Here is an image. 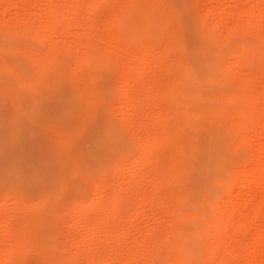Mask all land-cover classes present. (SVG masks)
<instances>
[{"label":"rangeland","instance_id":"1","mask_svg":"<svg viewBox=\"0 0 264 264\" xmlns=\"http://www.w3.org/2000/svg\"><path fill=\"white\" fill-rule=\"evenodd\" d=\"M50 1L53 0H0V194L5 195L0 196V264H165L163 257L176 264V256L184 252L188 254L187 264H264V235L258 241L264 228V137L259 138L256 126L246 131L242 139L248 148L244 152L235 147L236 140L241 138H236L229 116L216 120L200 115L190 121L196 127L188 128L170 118L171 114L168 117L172 107L167 100L161 102L158 95L159 91L167 93L173 75L167 71L164 74L161 66L168 65L162 54L166 46L162 39L163 33L170 32L172 38L177 36L173 38V51L169 55L171 63L176 67L180 63L191 65L198 77L194 92L200 102L196 110H216L222 101L216 97L220 93L222 97L226 94L223 101L226 108H234L232 112L236 114L243 102H247L244 98L254 95L251 102L257 104L252 107L264 115V0H140L145 7L135 8L132 14L137 13L144 23L157 21V16L160 27L157 23L155 27L160 30L161 39L156 36L157 29H152L151 38H147L152 42L138 32L134 48L126 46L124 36L135 23L131 17L123 25L121 41L114 40L116 27L113 29L108 23L113 14L126 8V0H108L97 6L95 0ZM50 4L60 13H68L66 20L73 22L70 27L64 18L59 19L61 22L54 29L47 27L51 25ZM148 16L150 20L146 19ZM26 20H29L28 28L23 31L21 24ZM92 20L97 21L96 27L88 26ZM13 21L17 24L11 28ZM236 27L242 28L233 35L232 29ZM52 43L60 50L50 55ZM90 43L96 50L109 51L112 57L109 66L81 67L83 55L93 50ZM141 47L146 50V54L143 52L146 68L137 88L129 94L133 102H126L129 100L123 87L126 84L120 82L117 73L128 64L140 75L143 67L135 66L137 53H134ZM256 48L259 51L253 52ZM158 51L160 57L156 56ZM256 53L260 54L255 57ZM241 54L246 60L255 58L254 63L247 65L245 61L236 67L234 60ZM52 57L61 76L56 83L51 82L56 75L54 69L40 79V69ZM259 62H263L262 66ZM34 80L41 85L38 83L32 91L28 83ZM146 89L151 93H144ZM155 89L159 91L154 92ZM234 92L246 95L229 100ZM95 95L99 96L98 102L92 101ZM80 113L85 115L82 119ZM112 120L116 125L109 123ZM77 123H81L80 127ZM171 126L180 128L182 134L174 135L172 143L166 142L163 147L165 132ZM148 134L159 138V142L164 140L163 144H157L154 150L141 149ZM174 142L182 145L180 154L175 151ZM143 155L150 157L145 160ZM171 156L180 168L173 170L177 174L174 179L160 182L170 163L165 161L168 158L172 161ZM69 166L75 167L72 174L73 170L80 174L72 176ZM85 173L90 181H84ZM141 199L146 201L139 206ZM259 201L261 209L254 218ZM250 215L253 218L249 230L242 232L244 220ZM231 219L241 228L227 227ZM8 220L12 224L8 229H13L10 232L5 227ZM14 232L17 235L22 232L20 251L25 247L31 249L32 255L25 260L19 253L7 258ZM34 233L40 239L25 245ZM153 249L163 257L156 258L150 252Z\"/></svg>","mask_w":264,"mask_h":264},{"label":"bare ground","instance_id":"2","mask_svg":"<svg viewBox=\"0 0 264 264\" xmlns=\"http://www.w3.org/2000/svg\"><path fill=\"white\" fill-rule=\"evenodd\" d=\"M54 1V0H53ZM53 1H50V2H53ZM96 1V6L97 5H101V4H103V3H106V1H108V0H95ZM110 1V0H109ZM108 1V2H109ZM158 1H160V0H158ZM58 2V1H57ZM128 3V4H127ZM156 3V2H155ZM47 4V3H46ZM52 4V3H51ZM49 5V7L50 6H53L55 3H53V5ZM57 4V3H56ZM123 4H124V2H123ZM146 4V3H145ZM127 5V6H126ZM148 5V4H147ZM166 5V4H165ZM140 6H142V4H140V0H126V3H125V9L122 11V13H119V14H113L112 16H111V18H110V21H108V23H110L111 24V26L113 27V29H114V27H116L115 29H116V34H115V36H114V40H120L121 41V39H122V37H123V35H124V30H123V25H124V23H127V18H129V17H131V19L132 20H134L135 21V23L133 24V26H132V29H131V31H129V33H127L126 35H124L125 37H126V46L127 47H129V48H134V46H136V37H137V34H138V32H139V35L141 34V35H143L142 36V38L143 37H145L146 38V40H149V39H147L148 38V36H149V38H151L150 37V33H151V30L153 29V30H155V29H157L156 30V32L158 31V35H156V32H154V35H156V36H158L160 39H161V37H160V34H161V32L159 33V31L160 30H158V27H155V25H156V23H157V25H159L160 24V21L158 20L159 18H157V16H156V19H157V21H149L148 23H144V21L143 20H141V18H139L140 16H138L137 15V13H136V15L138 16V19L140 20V21H138L137 20V16L133 13L132 14V11L133 10H135V8H138V7H140ZM142 7H145V6H142ZM147 7V6H146ZM118 8V7H117ZM153 8V7H152ZM50 9H51V12H52V16H51V25H49V26H47V27H52L53 29L55 28V26H58V24L61 22V21H59V19H61V18H64L65 20H66V18H68L69 17V15H67L66 14V12H65V14H62V13H60L58 10H56L55 8H53V7H50ZM123 9V8H122ZM253 10H254V8H253ZM136 11V10H135ZM254 11H256V10H254ZM48 12H49V10H48ZM70 13H71V11H70ZM254 13V12H253ZM168 13H166V15H167ZM170 14V13H169ZM142 15V14H141ZM145 17H146V15H145ZM20 19V18H19ZM22 19V18H21ZM26 19V18H25ZM72 19V18H71ZM146 19H148V20H150L149 19V16L146 18ZM155 19V20H156ZM68 20V21H67ZM66 20V22H67V27H70L71 25H72V23L73 22H71L70 21V19H67ZM17 21V20H16ZM29 20H26V22L25 23H23V24H21V29L24 31V30H27V28H28V22ZM21 22V21H20ZM59 22V23H58ZM79 22V21H78ZM85 22V21H84ZM13 23H14V21H13ZM12 23V24H13ZM18 23V24H17ZM17 23H14L13 25L14 26H12V24H11V28H13V27H15L16 26V24L17 25H19V22L17 21ZM62 23H65V22H62ZM163 23V22H162ZM162 23H161V25H162ZM197 23H200V20H199V22H197ZM96 24H97V21L96 20H92L91 22H89V24H88V26H90V27H93V26H95L96 27ZM75 25V24H74ZM100 25V24H99ZM156 25V26H157ZM106 26V25H105ZM104 26V28L106 29V27ZM169 26V25H168ZM209 26V25H208ZM239 26V25H238ZM152 27H154V28H152ZM159 27H160V25H159ZM213 27V26H212ZM3 28H4V26H3ZM8 28H10V24H9V27H7V30H8ZM17 28V27H16ZM42 28V27H41ZM63 28V27H62ZM73 28V27H72ZM111 28V27H110ZM171 28V27H170ZM208 28H210V26L208 27ZM240 28V27H239ZM239 28L238 27H236V29H232L233 31L231 32L233 35L234 34H237V33H239ZM242 28V27H241ZM240 28V29H241ZM19 29V28H18ZM17 29V30H18ZM44 29V28H43ZM57 29V28H56ZM59 29V28H58ZM64 29V28H63ZM86 29V28H85ZM211 29V28H210ZM4 30V29H3ZM17 30H13L12 29V31H17ZM110 30V29H109ZM126 30V29H125ZM247 30V29H246ZM12 31H10V32H12ZM45 31V30H44ZM127 31H128V29H127ZM245 31V30H244ZM10 32H9V34H10ZM19 32V31H18ZM48 32H51V31H48ZM212 32V31H211ZM210 32V33H211ZM230 32V31H229ZM228 32V33H229ZM42 33V32H41ZM46 33V32H45ZM44 33V34H45ZM115 33V32H114ZM166 33H168V34H165V33H163L164 35V38L162 39L163 40V42H164V40H165V42H164V44L166 45L165 46V49L163 48V50H164V52H165V54L164 53H162L163 54V57L164 56H166V59H165V61H168V65H166L167 63H165V64H160L161 66H162V68L164 69H162V71H164V74L166 73V71H167V73L168 72H171V74H172V72H173V70L176 68V64H172L171 63V59H170V54L172 53V51H173V45H174V40H173V38L174 37H177L176 36V34H175V36L172 38V36H171V34H169L170 32H166ZM172 33V32H171ZM209 33V34H210ZM21 34H23V32L21 33ZM35 34V33H34ZM43 34V33H42ZM49 34V33H48ZM84 34H85V32H84ZM174 34V33H173ZM245 34V33H244ZM250 34V33H249ZM11 35V34H10ZM25 35V34H24ZM26 35H28V34H26ZM204 35V34H203ZM232 35V36H233ZM43 36V35H42ZM156 36H155V38H156ZM206 36V35H205ZM204 36V37H205ZM235 36H237V35H235ZM33 37V36H32ZM153 37V36H152ZM157 37V38H158ZM179 37V36H178ZM39 38L40 39H38V41L40 40V42H41V35L39 36ZM154 38V37H153ZM207 38V37H206ZM48 39V38H47ZM110 39V38H109ZM260 39V38H259ZM46 40V39H45ZM225 40V39H224ZM47 41V40H46ZM52 41V40H51ZM150 42H152V39L151 40H149ZM179 41V40H178ZM53 42V41H52ZM106 42V41H105ZM122 42H123V40H122ZM225 42V41H224ZM47 43H51V42H47ZM146 43H147V41H146ZM177 43V42H176ZM219 43H221V42H219ZM238 43V42H237ZM248 43V42H247ZM46 44V43H45ZM163 44V45H164ZM222 44V43H221ZM238 44H240V43H238ZM53 45V46H52ZM56 44H51V50H50V52H49V54L51 55L52 53L53 54H55V53H57L60 49H59V47H58V45H56ZM148 45V44H147ZM151 45V47L153 46L152 44H150ZM149 45V46H150ZM89 46H91L92 48H93V50L92 51H90V53L88 54V55H83V57H82V59L80 60V63H81V67L84 69V68H89V67H99V65H101L100 66V68L102 67V65H105V66H109L110 64H111V62H112V57L110 56V53H109V51H108V53H107V51H105V52H103V51H99V50H96V46L95 45H91V43L89 44ZM98 46V45H97ZM144 46V45H143ZM149 46H147V47H149ZM180 46H182L181 44H180ZM76 47V46H75ZM75 47H73V50H76V48ZM99 47V46H98ZM176 47H179L178 45L176 46ZM176 47H174V48H176ZM219 47V46H218ZM248 47V46H247ZM4 48V47H3ZM3 48H2V50H3ZM72 48V47H71ZM75 48V49H74ZM90 48V47H89ZM124 48H126V47H124ZM145 48V47H144ZM144 48H140V51H138V52H135L134 53V55L137 53V55H136V57H137V59L136 58H134L135 59V66H142L143 68V70H141V72H139V76H137V72H135V70L132 68L133 67V65H132V67L130 66V65H128V64H126V65H123V66H121L120 67V70H119V73H117V74H119L120 75V79L122 80V81H120V82H124L125 84H126V86H123V87H126V94L125 95H127L128 97H126L127 99H129L131 96L129 95V94H132L131 92H133V91H135V89L137 88V81H138V79H139V81H140V79L142 78V76H143V73H144V68H146L144 65V56H143V52L145 53L146 52V50H144ZM153 48H154V46L152 47V50H153ZM6 49V48H5ZM19 49V48H18ZM22 49V48H21ZM46 49V48H45ZM98 49V48H97ZM142 49V50H141ZM179 49V48H178ZM181 49V48H180ZM214 49V48H213ZM249 49H250V47H249ZM1 50V51H2ZM7 50V49H6ZM14 50V49H13ZM20 50V49H19ZM25 50V49H24ZM69 50H71V49H69ZM73 50H71V51H73ZM144 50V51H143ZM228 50V49H227ZM240 50H243V48H241ZM240 50H239V52H240ZM245 50V49H244ZM255 50H258L257 48L256 49H254V51L253 52H255ZM71 51H69V52H71ZM132 51V50H131ZM154 51V50H153ZM181 51V50H180ZM259 51V50H258ZM44 52V51H43ZM175 52V51H174ZM183 52V51H182ZM230 52H232V51H230ZM229 52V53H230ZM250 52H252L251 50L249 51V53ZM257 52V51H256ZM72 53V52H71ZM157 53H159V51L157 52ZM161 53V52H160ZM156 54V56L158 55L159 57L162 55V54ZM242 53H244V52H242ZM258 53V52H257ZM254 54L255 55V57H256V55H259V54ZM146 54V53H145ZM153 54H155V53H153ZM152 54V55H153ZM82 55V54H81ZM116 55H118V54H116ZM181 55V54H180ZM221 55V54H220ZM220 55H217V56H220ZM53 56V55H52ZM157 56V57H158ZM174 57H175V55H173ZM179 56V55H178ZM177 56V57H178ZM182 56V55H181ZM180 56V57H181ZM48 57V56H47ZM51 57V56H50ZM79 57V56H78ZM222 57V56H221ZM230 57H232L231 55H230ZM236 57V56H235ZM241 57V58H240ZM40 58H42L41 56H40ZM45 58V57H44ZM169 58V60H167ZM220 58V57H219ZM237 60L235 61L234 60V64L236 65H241V63H244L245 61H246V64H247V62H248V64L247 65H249V63H254V60H255V58L254 57H252V58H254L253 60H246L245 58H242V54L241 55H239V56H237ZM258 58V57H257ZM53 59V60H52ZM115 59V58H114ZM177 59H182V58H177ZM43 61H44V59H42ZM41 60V61H42ZM83 60V61H82ZM183 60V59H182ZM42 61V62H43ZM56 61H57V59H56ZM158 61V60H157ZM169 61H170V63H169ZM185 61V60H184ZM228 61V60H227ZM257 61V60H256ZM32 62V61H31ZM35 62V61H34ZM37 62H39V61H37ZM45 62V61H44ZM59 62V61H58ZM161 62V61H160ZM162 62H163V60H162ZM53 63H54V58L52 57L51 58V61L49 62V58L47 59V64L45 65V66H43L42 67V65L44 64H42V65H40V67H42V69H40V79H44L43 77H45L46 76V73L47 72H49V71H52L53 69L55 70V72H56V75H55V77H53V79L51 80V82H55L56 83V81H59L60 80V78H61V76H60V74H59V72L57 73V71L56 70H58V68H57V66H56V68H55V66L53 65ZM79 63V64H80ZM149 63V62H148ZM158 63V62H157ZM157 63H156V65H157ZM177 63H179V62H177ZM183 63V62H182ZM230 63V62H229ZM257 63V62H256ZM255 63V64H256ZM261 63H263V62H259V64H260V66H262L261 65ZM185 64H187V63H185ZM227 64V63H226ZM234 64H232V66H234ZM33 65V64H32ZM153 65H154V63H153ZM156 65H154V66H156ZM164 65V66H163ZM180 65H184V64H181L180 63ZM180 65H178V66H180ZM236 65V67H238ZM159 66V65H158ZM259 66V65H258ZM33 67V66H32ZM80 67V68H81ZM96 67H95V69H96ZM137 67V68H138ZM227 67H229L228 65H227ZM231 67V66H230ZM35 69H38V68H36V67H34ZM76 68V67H75ZM114 68V67H113ZM139 68H141V67H139ZM138 68V69H139ZM90 69V68H89ZM92 69V68H91ZM230 69V68H229ZM232 69H233V67H232ZM259 69V68H258ZM76 70H77V68H76ZM79 70V69H78ZM115 70V69H114ZM263 70H264V68H263ZM262 70V71H263ZM13 71V70H12ZM38 71V70H37ZM116 71V70H115ZM117 71H118V69H117ZM116 71V72H117ZM212 71V70H211ZM233 71H234V69H233ZM11 72V71H10ZM16 71H14L13 72V74L15 73ZM17 72H18V70H17ZM81 72H82V70H81ZM38 73H39V71H38ZM235 74H237V73H235ZM18 75V74H17ZM16 75V76H17ZM49 75V74H48ZM238 75H239V73H238ZM38 76V75H37ZM211 76V75H210ZM18 77V76H17ZM21 77V76H20ZM139 77V78H138ZM141 77V78H140ZM239 77V76H238ZM22 78H24V77H22ZM46 78V77H45ZM242 78V77H241ZM18 79V78H17ZM25 79V78H24ZM23 79V81H25L26 82V80H24ZM33 79V78H32ZM81 79V78H80ZM206 79V78H205ZM209 79V78H208ZM212 79V81H214L213 79V77L211 78ZM210 79V80H211ZM240 79V78H239ZM253 79V78H252ZM256 79H258V78H256ZM19 80V82H21V80L20 79H18ZM83 80V79H82ZM91 80H92V78H91ZM202 80V79H201ZM30 81V80H29ZM34 81H36V80H34ZM116 81V80H115ZM216 81V80H215ZM220 81H222V82H226V79H223V78H220ZM250 81H253V80H250ZM76 82V81H75ZM81 82V81H80ZM217 82V81H216ZM38 81H36V82H33L32 81V83H28V86L30 87V89L33 91V89H35L36 87H37V85H38ZM78 83H79V80H78ZM123 83V85H125ZM140 83V82H139ZM40 84V83H39ZM50 84V83H49ZM81 84V83H80ZM169 84V83H168ZM41 85V84H40ZM88 85H90L91 86V84H88ZM139 85V84H138ZM141 85V84H140ZM220 85H222V84H220ZM241 85V84H240ZM46 86V85H45ZM148 86V85H147ZM24 87V86H23ZM40 87V86H39ZM95 87V86H94ZM157 87H158V85H157ZM250 87V86H249ZM27 88V87H26ZM88 88V87H87ZM92 88V87H91ZM159 88V87H158ZM164 88H165V85H164ZM254 88V87H253ZM89 89H90V87H89ZM96 89H97V87H96ZM95 89V90H96ZM250 89V88H249ZM159 90H161V88H159ZM158 90V91H159ZM252 90V89H251ZM149 91V92H148ZM157 91V89H155L154 90V92H158ZM164 91V90H163ZM89 92V91H88ZM143 92L144 93H146V94H149V93H151V91L150 90H143ZM148 92V93H147ZM160 93H158V95H159V99L160 98H162V101L161 102H163V101H166L167 100V93H165V94H163V92L162 91H159ZM167 92H168V90H167ZM7 93V92H6ZM100 93V92H99ZM218 92H216V94H217ZM226 93V92H225ZM228 93H230V92H228ZM140 94H142V93H140ZM139 94V95H140ZM146 94H144V95H146ZM162 94V96L160 97V95ZM245 94V93H244ZM254 94V93H253ZM15 95V94H14ZM152 95H154L153 93H152ZM151 94H150V97H154V96H152ZM218 96H216L217 97V99L218 100H222L221 102H220V105H218V108L216 109V110H207V109H205V110H203L202 109V111H199V109L198 110H196L195 108V114H196V117H198V116H210L211 118H213V119H216V120H221V119H223V118H225L226 116H229L230 117V120L229 121H231V124H232V127L234 128V130H235V134H236V138H241L240 140H241V142H240V140L239 139H237L236 140V144H235V147L237 148V149H240V150H243L244 152L247 150V145L245 144V143H243L244 141H243V139H244V133L246 132V131H248V130H250V129H252V128H254V126H256L257 127V132H258V134H259V138H261V137H264V115H262V113H260V111H257V108H254V107H252V106H254L253 104H255V103H253L252 104V102H251V100L253 101V99H252V97L251 96H254V95H251V96H248L249 98H247V96H246V98H244L245 97V95L244 96H242V94H238L237 92L235 93H232L231 94V96H229L230 98H229V100L230 99H234L235 98V96H238V95H241L243 98H244V101L246 100L247 102L245 103V102H243L244 104H242V106L239 108V110L237 109V108H235V110L237 109V111H236V114H234L233 112H235L234 111V108H232L231 110L230 109H228V108H226V106L224 105L225 103H226V101L224 102V104H223V101H224V98L226 97V94H225V97H222V96H220V95H222V94H220V93H218L217 94ZM229 95V94H228ZM250 95V94H249ZM37 96V95H36ZM99 96H100V94H99ZM99 96H97V95H95V96H92V98H93V100L92 101H94V102H98L99 101ZM121 96V95H120ZM130 96V97H129ZM205 96V95H204ZM102 97V96H101ZM133 97V96H132ZM131 97V99H133ZM145 97V96H144ZM150 97H149V99H150ZM215 97V96H214ZM240 97V96H239ZM46 98V97H45ZM85 98V97H84ZM157 98V97H156ZM33 99H35V98H33ZM126 99V100H127ZM131 99H129V100H127L126 102H131L132 100ZM134 99H136V98H134ZM142 99V98H141ZM148 98L146 97V100H147ZM148 99V100H149ZM154 99V98H153ZM216 99V100H217ZM83 100V99H82ZM81 100V101H82ZM87 100V99H86ZM85 100V101H86ZM226 100H228V99H226ZM228 100V101H229ZM88 101L90 102L91 100H89L88 99ZM88 101H86V102H88ZM94 102H93V104H94ZM133 102V101H132ZM17 103V102H16ZM15 103V104H16ZM36 103V102H35ZM92 103V102H91ZM145 103V102H144ZM82 104H84V106H85V102L83 103L82 102ZM89 104V103H88ZM127 104H129V103H127ZM132 104V103H131ZM257 104V103H256ZM98 105V104H97ZM16 106V105H15ZM35 106V105H34ZM89 105H87V107H88ZM256 106V105H255ZM86 107V106H85ZM91 107H93V106H91ZM217 107V106H216ZM89 108H90V106H89ZM103 108V107H102ZM147 108V107H146ZM151 109V108H150ZM154 109H156V108H154ZM169 109V108H168ZM212 109H214V108H212ZM230 111H228V110ZM92 110V109H91ZM90 110V111H91ZM105 110V109H104ZM152 110V109H151ZM171 111H168L169 112V114H168V112H167V114H168V117H170V118H172V119H174L178 124H184L186 127H188V128H194V127H196L194 124H192V123H190V121H186V120H184V118L182 117V115L180 114V113H178L176 110H174V109H170ZM233 111V112H232ZM93 112V111H92ZM99 112V111H98ZM154 112H155V110H154ZM153 112V113H154ZM41 113V112H40ZM157 113V112H156ZM82 114H84L83 112H82ZM82 114L80 113V117H81V119H82V117L83 116H85V115H83L82 116ZM99 114V113H98ZM150 114V113H149ZM160 113H158V115H159ZM166 114V115H167ZM171 114V115H170ZM109 115V114H108ZM166 115H163V116H166ZM170 115V116H169ZM116 116V115H115ZM152 116L154 117V116H156L155 115V113H154V115L152 114ZM121 119V118H120ZM165 118H163V120H164ZM86 120V119H85ZM85 120H83V121H85ZM111 120V119H110ZM123 120V119H122ZM168 120V119H167ZM209 120H210V118H209ZM79 121V120H78ZM82 121V120H81ZM172 121V120H171ZM86 122V121H85ZM105 122V121H104ZM109 122V121H108ZM121 122V121H120ZM119 122V123H120ZM199 122V121H198ZM110 124L112 123L113 124V120L111 121V122H109ZM172 123V122H171ZM81 124V123H80ZM80 124H78L77 123V125H79V127H80ZM115 124V123H114ZM114 124H113V126H114ZM123 124V123H122ZM196 124H197V122H196ZM199 124V123H198ZM202 124V123H201ZM231 124H229V125H231ZM116 125V124H115ZM124 125V124H123ZM149 125V124H148ZM156 125V124H155ZM172 125V124H171ZM126 126V125H125ZM131 126V125H130ZM161 126H162V123H161ZM201 125H199V127H200ZM103 128V127H102ZM106 128V127H105ZM111 128H112V126H111ZM167 128H168V126H167ZM112 129H114V128H112ZM116 130L115 131H118L117 129H119V128H115ZM132 129V128H131ZM152 130H154V129H152ZM179 130H180V128H179ZM178 130V128H173V126H171V127H169V130H167V132H165L166 134H165V142H164V140H163V142H164V144H163V142H162V140L159 142V138H157V137H155L154 138V136L152 137V135L150 134H148L147 136H145V138H144V140L142 141V145H141V149H143L144 150V148L145 147H147V148H152L153 150H154V148L157 146V144H159V143H162L163 144V147L165 146V143L167 142V143H172V137H174V135H176V136H180L182 133L180 132ZM196 130V129H195ZM166 131V130H165ZM105 132V131H104ZM108 132H110V130L108 131ZM60 133H61V130H60ZM68 133V132H67ZM103 133V132H102ZM115 133V135L118 133V132H114ZM188 133V132H187ZM187 133H186V136H187ZM63 134V133H62ZM72 134V133H71ZM133 134V133H132ZM158 134V133H157ZM156 134V135H157ZM53 135H54V133H53ZM68 135V134H67ZM76 135V134H75ZM232 135H234V134H232ZM129 136V135H128ZM183 136H185V135H183ZM185 136V137H186ZM190 136V135H189ZM53 139H54V136H51ZM56 137V136H55ZM115 137V136H114ZM143 137V136H142ZM235 137V136H234ZM242 137H243V139H242ZM161 138V137H160ZM180 138V137H179ZM190 138H191V136H190ZM131 139H133L132 137H131ZM135 139V138H134ZM247 139V138H246ZM67 140V139H66ZM69 140V139H68ZM129 140H130V138H129ZM70 141V140H69ZM230 141V140H229ZM179 143V142H178ZM250 143V142H249ZM137 144V143H136ZM141 144V143H140ZM161 144V145H162ZM173 144H175V142L173 143ZM173 144H172V146H173ZM62 145V144H61ZM66 145V144H65ZM176 145V144H175ZM232 145V144H231ZM67 146V145H66ZM167 146V145H166ZM233 146V145H232ZM61 147H63V146H61ZM60 147V148H61ZM69 147V146H68ZM143 147V148H142ZM168 147V146H167ZM194 147V146H193ZM65 148V147H64ZM140 148H139V150H140ZM175 148V147H174ZM235 148V149H236ZM66 149V148H65ZM69 149V148H68ZM67 149V150H68ZM70 150V149H69ZM145 150H146V148H145ZM61 151V150H60ZM150 151V150H149ZM153 153V151L151 150V154ZM155 153V152H154ZM173 153V152H172ZM247 153V152H246ZM251 153V152H250ZM146 154V153H145ZM149 154V153H148ZM150 154V155H151ZM156 154V153H155ZM187 154V153H186ZM162 155V154H161ZM160 155V156H161ZM182 155V154H181ZM243 155V154H242ZM144 156V155H143ZM149 156V155H148ZM148 156L147 155H145L144 156V158L143 159H145V160H147V158H148ZM157 156V155H156ZM173 156V155H172ZM171 156V157H172ZM71 157V156H70ZM150 157V156H149ZM175 157V156H174ZM152 158V157H151ZM150 158V159H151ZM162 158H165V157H162ZM180 158H181V156H180ZM69 159H71V158H69ZM73 160H74V158H72ZM71 159V160H72ZM169 159V158H168ZM168 159H167V162L165 161V163H168V162H170V163H168V169L166 170V173L161 177V179L159 180L160 182H163V181H170V180H167V179H172V177H173V179H174V177L177 175H175L174 174V172H175V170L177 169L178 170V168H180L179 167V164H178V161H176L175 160V158H173L172 157V161H171V159H169V161H168ZM165 160H166V158H165ZM70 161V160H69ZM149 161H151V160H149ZM164 161V160H163ZM176 161V162H175ZM152 162V161H151ZM150 162V163H151ZM160 162H161V160H160ZM175 162V163H174ZM181 162V161H180ZM70 163V162H69ZM149 163V164H150ZM73 164H76V163H74L73 162ZM158 164V163H157ZM189 164V163H188ZM74 166V165H73ZM166 166V167H167ZM70 167V166H69ZM76 167H77V164H76ZM186 167V166H185ZM72 168H74L75 169V167H70V172L72 171L71 169ZM175 168V169H174ZM78 169V168H77ZM173 170H174V172H173ZM182 170H184V169H182ZM74 172H73V174H72V172H71V174H72V176L75 174V173H79V172H77V171H75V170H73ZM179 172V171H178ZM183 172V171H182ZM90 173V172H89ZM80 174V173H79ZM163 174V173H162ZM161 174V175H162ZM88 175V174H87ZM86 175V173L84 174V181H90V179H89V177H86L85 178V176H87ZM91 175V174H90ZM154 176V175H153ZM152 176V177H153ZM100 177V176H99ZM158 177V176H157ZM217 177V176H216ZM219 178V177H218ZM221 178V177H220ZM3 179V178H2ZM154 179H155V177H154ZM177 179V178H176ZM179 181H180V179H179ZM214 181H215V179H214ZM216 181H218V183L220 182V180H217L216 179ZM215 181V182H216ZM61 182V181H60ZM159 182V183H160ZM167 183V182H166ZM63 184V183H62ZM89 184H90V182H89ZM88 184V185H89ZM159 185H161V184H159ZM90 186V185H89ZM164 186V185H163ZM167 186H169V185H167ZM172 186V185H171ZM63 187V186H62ZM165 187H166V185H165ZM165 187H163V188H165ZM1 188V187H0ZM159 188H160V186H159ZM3 191H5V190H3ZM171 191V190H170ZM57 193H58V191H57ZM171 193V192H170ZM20 194H22V193H20ZM2 195V196H1ZM121 195V194H120ZM0 196H1V198L2 197H4L5 195H4V192H1V194H0ZM11 196H13V195H11ZM19 196V194L17 195V197ZM21 196V195H20ZM20 196H19V198H20ZM118 196H119V194H118ZM14 197V196H13ZM27 197V196H26ZM175 197L176 198H179L180 196H178V194H175ZM183 197V196H182ZM11 198V197H10ZM140 198V197H139ZM143 198H144V196H143ZM152 198V197H151ZM263 198V197H262ZM22 199V198H21ZM21 199H18L19 201L21 200ZM27 199V198H26ZM45 199V198H44ZM47 199V198H46ZM117 199V198H116ZM147 199V198H146ZM179 199H181V198H179ZM209 199V198H208ZM50 200V199H49ZM74 200V199H73ZM117 200H119V199H117ZM144 200L145 199H141V201L139 202V206H142V205H144ZM23 201V200H22ZM26 201H28V200H26ZM146 201V200H145ZM149 201H150V199H149ZM153 201V200H152ZM151 201V202H152ZM179 201V200H178ZM207 201H210V200H207ZM264 201V200H263ZM213 202V201H212ZM258 202V201H257ZM256 202V203H257ZM28 203V202H27ZM150 203V202H149ZM155 204H156V202H154ZM207 203V202H206ZM260 203H262V202H260L259 201V204H258V206H256L254 209H255V211H254V215H253V217L255 218V217H257V215H258V213H259V211H260V209H261V204ZM115 204V203H114ZM119 204V203H118ZM151 204H153V203H151ZM42 205V204H41ZM45 205V204H44ZM53 205V204H52ZM120 205V204H119ZM212 205V204H211ZM214 205V204H213ZM43 206V205H42ZM160 206V205H159ZM44 207V206H43ZM116 207V206H115ZM114 207V208H115ZM118 207V206H117ZM151 207V206H150ZM157 207V206H156ZM215 207V206H214ZM46 208H48V206H46L45 205V209ZM29 209V208H28ZM34 209V208H33ZM52 209V208H51ZM54 209V208H53ZM118 209V208H117ZM141 208L140 207H138V209L136 208V210H137V212L140 210ZM30 210V209H29ZM57 210V209H56ZM113 210H115V209H113ZM135 210V209H134ZM136 210H135V212H136ZM52 211H54V210H52ZM118 211V210H117ZM119 211H121V210H119ZM118 211V212H119ZM177 211V210H176ZM31 212V211H30ZM38 212V211H37ZM36 212V213H37ZM114 212V211H113ZM122 212V211H121ZM126 212V211H125ZM193 212V211H192ZM41 213V212H40ZM59 213V212H58ZM139 213V212H138ZM176 213V212H175ZM199 213H201V211H199ZM173 214V213H172ZM191 214H193V213H191ZM195 214V213H194ZM184 215V214H183ZM235 215V214H234ZM249 215V214H248ZM31 216V215H30ZM46 216V215H45ZM13 217V216H12ZM18 217V216H17ZM34 217V216H33ZM32 217V218H33ZM36 217H38V215L36 216ZM35 217V218H36ZM59 217V216H58ZM176 217V216H175ZM178 217V216H177ZM245 217V216H244ZM252 216L250 215L249 216V218H245V219H247V220H244L245 222H244V224H243V226H244V228H243V226H242V229L243 230H241L242 232L243 231H248L249 230V226H250V221H251V219L253 218H251ZM14 219L16 218L15 216L13 217ZM19 218V217H18ZM30 218V217H29ZM40 218V217H39ZM43 218H45V217H43ZM106 218V217H105ZM236 218V217H235ZM11 219V218H10ZM28 219V218H27ZM31 219V218H30ZM42 219V218H41ZM107 219V218H106ZM182 219V218H181ZM13 220V219H12ZM36 220H37V218H36ZM44 220V219H43ZM43 220H42V222H43ZM101 220V219H100ZM103 220V219H102ZM227 220H228V218H227ZM25 221H26V223L28 224V221L25 219ZM38 221H40V220H38ZM174 221V220H173ZM212 221V220H211ZM249 221V222H248ZM34 222H35V219H34ZM103 222V221H102ZM156 222H157V220H156ZM226 222V221H225ZM26 223H25V225H26ZM30 223V222H29ZM33 223V222H32ZM31 223V224H32ZM44 223V222H43ZM47 223H49V222H47ZM46 223V224H47ZM158 223V222H157ZM6 226V228L8 229L9 228V226L10 225H12L11 224V222L8 220V221H6V224H5ZM29 226H30V224H28ZM27 225V226H28ZM38 225V224H37ZM225 225H226V223H225ZM236 226V228L238 227H240V225H236V224H234V220L233 219H231V220H229L228 221V224H227V227H232L233 228V226ZM24 226V225H23ZM28 226V227H29ZM39 226V225H38ZM48 226V225H47ZM34 227V226H33ZM37 227V226H36ZM172 227V226H171ZM5 228V229H6ZM35 228V227H34ZM186 228H188V227H186ZM235 228V227H234ZM241 228V227H240ZM7 229H6V231H7ZM11 229V228H10ZM8 229L9 230V232L11 231V230H13V229ZM27 229V228H26ZM26 229H24V230H26ZM31 229V228H30ZM21 230V229H20ZM28 230V229H27ZM33 230V229H32ZM169 230V229H168ZM178 230V229H177ZM189 230H191V229H189ZM16 231H18V230H16ZM195 231V230H194ZM193 231V232H194ZM259 231V230H258ZM23 232V231H22ZM22 232H20V233H22ZM30 232V231H29ZM34 231H31V233H33ZM13 233V232H12ZM18 233V232H17ZM17 233H15L14 232V234L12 235V238H11V246H10V248H9V251H8V255H7V258H14L18 253L19 254H22V257L24 258V260L26 259V257L27 256H31L32 254H31V249L29 250L28 248H24L22 251H20L21 250V246H22V244L21 243H23L22 241H20L21 240V234L19 233L18 235H17ZM179 233V232H178ZM178 233H177V235H178ZM194 233H197L196 231L194 232ZM260 233V232H259ZM261 233H264V228L262 229V231H261ZM260 233V239L258 240V241H261L262 240V236L264 235V234H261ZM25 235H26V233H25ZM24 235V236H25ZM197 236V235H196ZM33 239L32 240H30L28 243H25V245H27V244H31V243H33L34 242V240H36V239H38L39 237H37V235L35 236V233L34 234H32V236H31ZM152 237V236H151ZM154 237V236H153ZM23 238V237H22ZM168 238V237H167ZM26 239V238H25ZM24 239V241H26ZM40 239V238H39ZM84 241V240H83ZM36 242H37V240H36ZM40 242V241H39ZM178 242V241H177ZM36 244V243H35ZM47 246V245H46ZM176 246V245H175ZM174 246V247H175ZM38 248V247H37ZM236 249V248H235ZM176 250V249H175ZM41 251V250H40ZM43 251V250H42ZM180 251V250H179ZM188 251V250H187ZM186 251V252H187ZM190 251H192V250H190ZM233 251V250H232ZM35 251H33V253H34ZM153 255H155V256H157L156 258H160V257H163L162 256V254H160V252L158 251V250H156V249H153V250H151L150 251ZM164 252V251H163ZM184 252V251H183ZM236 252V251H235ZM40 253V252H39ZM162 253V252H161ZM168 253V252H167ZM193 253V252H192ZM36 254H38V253H36ZM59 254V253H58ZM170 254V253H169ZM176 254V253H175ZM191 254V253H190ZM151 255V254H150ZM168 255V254H167ZM174 255V254H173ZM178 255V254H177ZM193 255V254H192ZM63 256V255H62ZM152 256V255H151ZM150 256V257H151ZM154 256V257H155ZM176 256V255H175ZM57 257V256H56ZM59 257H60V255H59ZM149 257V258H150ZM172 257V256H171ZM58 258V257H57ZM63 258H64V256H63ZM176 258H177V261L178 262H176V264H187L186 262L188 261V254L187 253H185L184 252V254L183 255H178V257L176 256ZM176 258H174L175 260H176ZM135 259V258H134ZM146 259H147V257H146ZM163 259H165L164 261H165V264H174L173 262L174 261H170V259H167V258H165V257H163ZM151 260H152V258H151ZM133 261V260H132ZM136 261V260H135ZM121 262V261H120ZM129 262H131V261H129ZM4 263V262H3ZM125 263V262H124ZM135 263V262H134ZM134 263H132V264H134ZM6 264V263H5ZM121 264V263H120ZM162 264V263H161Z\"/></svg>","mask_w":264,"mask_h":264},{"label":"clouds","instance_id":"3","mask_svg":"<svg viewBox=\"0 0 264 264\" xmlns=\"http://www.w3.org/2000/svg\"><path fill=\"white\" fill-rule=\"evenodd\" d=\"M198 83V77L191 65H180L173 70L167 102L186 121H193L196 118L194 108L200 102V98L195 94L194 89ZM182 150V145L177 143L175 151L180 154Z\"/></svg>","mask_w":264,"mask_h":264}]
</instances>
